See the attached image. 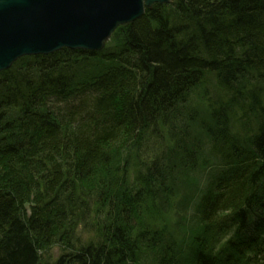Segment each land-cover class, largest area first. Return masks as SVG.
<instances>
[{
  "label": "trees",
  "instance_id": "1",
  "mask_svg": "<svg viewBox=\"0 0 264 264\" xmlns=\"http://www.w3.org/2000/svg\"><path fill=\"white\" fill-rule=\"evenodd\" d=\"M262 231L264 0L155 4L100 52L0 73V264H249Z\"/></svg>",
  "mask_w": 264,
  "mask_h": 264
},
{
  "label": "water",
  "instance_id": "2",
  "mask_svg": "<svg viewBox=\"0 0 264 264\" xmlns=\"http://www.w3.org/2000/svg\"><path fill=\"white\" fill-rule=\"evenodd\" d=\"M173 0H0V73L24 56L102 51L117 28Z\"/></svg>",
  "mask_w": 264,
  "mask_h": 264
},
{
  "label": "rangeland",
  "instance_id": "3",
  "mask_svg": "<svg viewBox=\"0 0 264 264\" xmlns=\"http://www.w3.org/2000/svg\"><path fill=\"white\" fill-rule=\"evenodd\" d=\"M158 5V4H157ZM181 189V191L179 190ZM177 190H179V193L177 192V196L176 198H178L177 200H175L176 203V208L174 207V209L172 210V212L170 213H165L163 215V225L166 226L170 232L172 233V235L175 238H180L182 235V230L181 228H179L181 219L184 216V211L185 206L188 203V199L190 198L189 192L188 193V189L186 187L182 188V187H177ZM187 194V198L185 200H183V196H185ZM175 198V199H176ZM28 206V205H27ZM96 208L93 209H89L88 211H90V213L92 212L91 216H90V220L87 221V223H82L80 224V228L77 230L76 233V240H85V239H93V240H98L100 237V229L102 230V227L104 226V223L108 221L107 216H105V214L107 215L108 210L106 209L105 206L96 203ZM95 211V213H94ZM97 214H101V220L98 218ZM96 219H99V223L101 222V224H99ZM75 242V240H74ZM69 253V251L64 250V248L61 245H55L49 252V254H46L44 258L41 259L40 264H53L55 263V261L62 255V254H66Z\"/></svg>",
  "mask_w": 264,
  "mask_h": 264
},
{
  "label": "bare ground",
  "instance_id": "4",
  "mask_svg": "<svg viewBox=\"0 0 264 264\" xmlns=\"http://www.w3.org/2000/svg\"><path fill=\"white\" fill-rule=\"evenodd\" d=\"M106 47V46H105ZM63 49H67V48H63ZM62 50V49H61ZM60 50V51H61ZM68 50H71V49H68ZM71 51H75V50H71ZM85 52H91V51H85ZM37 56H45V55H37ZM25 57H27V56H24V57H21V58H19L17 61H19L20 59H22V58H25ZM29 57H33V56H29ZM16 61V62H17ZM15 62V63H16ZM14 64V63H13ZM12 67V66H11ZM10 67V68H11ZM9 68V69H10ZM8 70V69H7ZM6 71V70H5ZM29 206V205H28ZM28 206H27V209H28ZM76 233L77 232H75L74 233V235H73V237H72V240H71V246H72V248H74V249H79L80 247H82L83 245L85 246L86 244H88V242L89 241H86V240H76L75 239V237H76ZM246 237H248V236H246ZM248 238H250V237H248ZM252 238H250V240H251ZM74 240H75V242H74ZM81 249H83V248H81ZM63 255V254H62ZM61 255V256H62ZM94 257L97 255V254H92ZM45 256V255H44ZM247 256H248V259L249 260H251L252 262H254L257 258H260L261 256H264V246H261V247H259V248H255L254 249V252H251L250 251V249H248L247 250ZM44 258V257H43ZM60 258V257H59ZM58 258V259H59ZM40 264V263H39Z\"/></svg>",
  "mask_w": 264,
  "mask_h": 264
}]
</instances>
